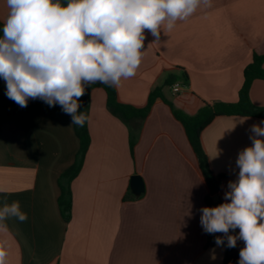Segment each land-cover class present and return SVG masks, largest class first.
I'll return each instance as SVG.
<instances>
[{"label": "crops", "instance_id": "crops-1", "mask_svg": "<svg viewBox=\"0 0 264 264\" xmlns=\"http://www.w3.org/2000/svg\"><path fill=\"white\" fill-rule=\"evenodd\" d=\"M7 13L0 0V22ZM145 35L135 76L115 87L118 101L143 108L156 88L163 99L139 131L110 112L103 89L92 92L91 144L71 185L69 222L58 199L59 178L80 147L72 117L39 99L21 108L6 96L0 78V205L18 201L27 214L25 222L9 219L0 231L6 264H223L226 247L207 248L200 224L208 186L164 101L189 116L205 103L238 102L245 69L255 55L264 57V0H211V7L177 21L171 32L162 28L159 42L147 30ZM169 78L182 87L177 105L163 90ZM250 97L264 108V81L253 83ZM262 120L223 116L203 131L211 170L223 178L214 207L238 179V154L252 146L251 127ZM134 177L144 184L140 197L133 194ZM241 245L237 240L236 250Z\"/></svg>", "mask_w": 264, "mask_h": 264}, {"label": "clouds", "instance_id": "clouds-1", "mask_svg": "<svg viewBox=\"0 0 264 264\" xmlns=\"http://www.w3.org/2000/svg\"><path fill=\"white\" fill-rule=\"evenodd\" d=\"M8 13L0 37V78L6 96L21 108L29 99L49 107L61 106L83 127L88 116L80 98L94 83L119 87L135 76L146 40L145 30L159 42L161 29L171 32L177 21L191 17L211 0H6ZM264 120L251 127L252 146L236 161L238 179L230 181L225 202L202 207L200 224L217 236V246H245L238 264H264ZM0 191H4L0 189ZM23 223L27 214L20 203L0 205V231L6 221ZM239 229L238 235L230 230ZM7 252L0 245V264Z\"/></svg>", "mask_w": 264, "mask_h": 264}, {"label": "trees", "instance_id": "trees-1", "mask_svg": "<svg viewBox=\"0 0 264 264\" xmlns=\"http://www.w3.org/2000/svg\"><path fill=\"white\" fill-rule=\"evenodd\" d=\"M2 22H0V37H2ZM264 81V57L255 55L253 62L244 71V83L239 92V100L237 103H214L207 104L201 108L195 116H189L182 111L176 110L171 104L164 101L171 109L174 118L182 125L187 140L197 160V164L205 180L209 195L206 198L208 207H214L213 197L218 195L222 176H215L211 170L207 153L202 142L203 131L218 117L223 116H239V117H255L264 119V108L255 106L250 97L252 85L255 81ZM174 80L169 78L166 86H172ZM95 89H103L107 95V106L110 112L122 120L124 123L134 130L141 131L143 123L150 116L153 107L158 99H163L162 89L156 88L149 95L147 105L143 108H134L121 104L118 101L117 90L115 87H108L101 83H94L86 88L85 95L80 98L81 107L78 111L84 112L88 116V120L83 127L74 125V130L79 139L80 147L74 164L66 170L59 178L60 196L58 199L59 210L66 222L71 219L72 213V182L79 176L82 171L87 152L91 144V138L88 129L90 99ZM60 107V105H56ZM136 140L131 141V152L134 155ZM132 198V197H131ZM130 199V197H128ZM207 234L206 247L210 248L216 245V233ZM236 248H226L223 264H238V260L233 256Z\"/></svg>", "mask_w": 264, "mask_h": 264}, {"label": "water", "instance_id": "water-1", "mask_svg": "<svg viewBox=\"0 0 264 264\" xmlns=\"http://www.w3.org/2000/svg\"><path fill=\"white\" fill-rule=\"evenodd\" d=\"M132 189H133V194H134V196L135 197H140L143 193H144V184H143V181L141 180V178H139V177H134L133 179H132ZM217 197L218 196H215L214 198H213V202L214 203H217L218 201H217ZM229 234H231V235H233V230H230V233ZM224 234H222V233H216V236H223ZM223 246H225L226 248H227V239H226V237H225V239H224V244H223ZM233 256L237 259V260H239V252L237 251V250H235L234 252H233Z\"/></svg>", "mask_w": 264, "mask_h": 264}, {"label": "rangeland", "instance_id": "rangeland-1", "mask_svg": "<svg viewBox=\"0 0 264 264\" xmlns=\"http://www.w3.org/2000/svg\"><path fill=\"white\" fill-rule=\"evenodd\" d=\"M172 87H173V85L172 86H166L165 84H164V86H163V90H164V92H165V94H166V96H167V98L172 102V103H174L175 105H177L176 103L178 102L177 101V99H180L181 97H182V94H179V95H173L174 93H173V91H172ZM201 110V109H200ZM199 113V111L197 112V114ZM196 114V115H197ZM237 234V232H236V230H234L233 231V235H236ZM240 242L242 241V240H240V239H238ZM241 249L243 248V245H241V247H240ZM238 252H240V250H237Z\"/></svg>", "mask_w": 264, "mask_h": 264}, {"label": "built area", "instance_id": "built-area-1", "mask_svg": "<svg viewBox=\"0 0 264 264\" xmlns=\"http://www.w3.org/2000/svg\"><path fill=\"white\" fill-rule=\"evenodd\" d=\"M172 91H173L174 94H179L182 91L181 85L178 84V83L173 84ZM225 202H230V201H224V203ZM236 232L239 233V229L238 228L236 229Z\"/></svg>", "mask_w": 264, "mask_h": 264}]
</instances>
